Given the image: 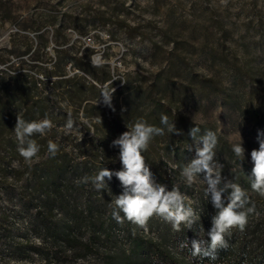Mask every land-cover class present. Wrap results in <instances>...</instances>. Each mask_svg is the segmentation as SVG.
Listing matches in <instances>:
<instances>
[{
	"label": "rangeland",
	"instance_id": "rangeland-1",
	"mask_svg": "<svg viewBox=\"0 0 264 264\" xmlns=\"http://www.w3.org/2000/svg\"><path fill=\"white\" fill-rule=\"evenodd\" d=\"M44 41L47 44L41 47ZM1 61L6 64L0 63V90L2 86L31 88L36 83L39 90L34 95L45 98V69L50 86H56L51 96L57 107L50 110L53 126L48 132L59 149L54 158L74 169L55 177L57 183L71 188L63 194L64 202L74 196L81 202L97 200L100 206H109L123 191L115 176L110 181L106 178L108 187L102 191L90 181L76 183L104 167L122 169L119 149L91 152L90 138L80 127L88 120L82 116L84 105L79 108L77 101L98 96L86 86H102L90 72L95 76L108 73L110 81L103 86L115 90L129 86L132 98L138 90L166 88V104L182 135L171 148L153 138L144 156L157 183L167 185L168 190L177 186L189 197L200 217L195 223L198 232L201 227L211 229L216 209L205 198V185L199 179L188 186L181 175L195 156L194 150H188L195 145L189 135L194 126L200 128L198 135L207 130L217 134L215 151L223 165L221 174L247 191L255 206L247 225L251 230L260 224L258 234L263 236L264 197L251 189L250 154L259 149L258 133L264 132V120L257 123L249 110L260 111L264 118V0H0ZM112 103L115 111L93 112L99 121L91 134L98 130L101 139L108 138V127L123 116L114 97ZM136 115L142 120L148 112ZM69 117L71 128L67 127ZM240 136L245 149L242 161L232 151ZM13 139L14 150L4 148L6 159L0 162V264H128L122 255L127 249L128 225L159 239L168 223L159 216L141 228L127 219L123 223L110 219L111 207L100 209L109 222L106 232L116 243L105 245L101 230L75 224L72 204L65 210L56 203L43 207L40 202L47 192L33 194L31 187L39 177L32 166L41 165L44 158L18 159V140ZM13 170L18 172L13 175ZM49 227L52 235L47 233ZM66 236L70 244L64 242ZM152 259L150 264H161L159 258Z\"/></svg>",
	"mask_w": 264,
	"mask_h": 264
},
{
	"label": "clouds",
	"instance_id": "clouds-1",
	"mask_svg": "<svg viewBox=\"0 0 264 264\" xmlns=\"http://www.w3.org/2000/svg\"><path fill=\"white\" fill-rule=\"evenodd\" d=\"M114 92L113 87L103 89L96 104L103 103L115 111L112 103ZM160 122L163 127L148 124L144 120L126 125L127 131L114 139L110 145L119 149L122 169L112 171L104 167L95 176H85L76 183L90 181L97 191H102L108 187L106 178L110 181L115 176L120 181L123 191L115 195V200L110 202L109 207L112 208V216L118 223H123L124 219H127L141 228H146L150 218L159 216L169 222L174 231L179 232L183 230L182 225L188 229L192 228L200 217L191 206L189 197L177 186L168 190L167 185L156 182L142 154L147 151L154 137L165 134V129L172 135H182L181 130L176 128L175 121L169 122L168 116L162 114ZM72 125L69 117L67 127L71 128ZM52 126L47 115L41 120L30 122L17 116L14 129L18 140L17 151L25 161H31L40 152L41 146L32 137L35 134L45 135ZM199 133L200 128L197 126L190 129L189 135L195 141V145L189 146L188 150H194L195 156L183 167L181 175L188 186L199 179L205 185V198L210 200L216 209V214L211 218V229L206 234L208 238L201 237L200 232H204L201 227L198 233L200 238L191 242V255L201 260L215 261L219 258V250H227L229 247L226 235L230 234L233 228L244 231L249 214L254 212L255 206L245 189L234 180H227L222 176L223 165L217 161L215 151L218 144L217 134L212 130H207L202 135H198ZM258 141L259 149H253L250 154L253 163L251 189L264 197V132L258 133ZM242 144L240 136V142L232 147L235 156L241 158V161L245 154ZM58 150V145L49 141V153L55 156ZM201 173L203 179L200 178ZM180 248H188L187 241L181 242Z\"/></svg>",
	"mask_w": 264,
	"mask_h": 264
},
{
	"label": "trees",
	"instance_id": "trees-1",
	"mask_svg": "<svg viewBox=\"0 0 264 264\" xmlns=\"http://www.w3.org/2000/svg\"><path fill=\"white\" fill-rule=\"evenodd\" d=\"M47 42H42L41 47H45ZM5 65V61L0 62ZM76 67L83 69L80 64H75ZM46 80L44 81V88L46 89L48 96L45 98L37 97L34 95L39 90V86L35 83L34 86H2L0 90V162L6 159V155L2 154V150H14L16 137L14 129L16 125L17 116L21 117L25 121L41 120L45 115L50 116V110L57 107L56 102L53 100L51 93L56 86H50L49 73L45 69ZM96 83L102 86H86L88 91L92 94H98L97 97L82 98L77 101V105L82 107L83 117L88 120L87 124L80 123V127L85 129L86 137H89L90 151L93 153H105L109 147H111L112 140L118 138L123 132L127 131L126 125H131L137 120H141L136 114L148 112V116L142 120L147 121L148 124L163 127L161 125V115H166L169 118V122L172 123L176 120L171 113L168 105L166 104V88H158L152 86L150 89L142 91L138 90L132 98L131 89L129 86H121L113 93L115 98V104H120L124 110L123 116L120 120L112 122L108 127V138H100L99 131L91 134V129L98 127L99 118L97 114H93L94 111L102 112L107 111L108 107L96 104L101 96L103 89L109 86H103L110 81V76L106 73L103 76H95L90 72ZM57 76H64L58 74ZM59 82H53L57 84ZM79 94V93H77ZM162 97V100H157V97ZM249 114L253 120L257 123H262L264 118L260 111L256 109H250ZM177 135H172L165 129L163 136H156V141L162 139L166 143V147L171 148L172 145L178 141ZM33 139L41 146L40 152L37 156L43 157L44 161L41 165H33L32 170L35 175H38L37 181L33 183L31 187V193L37 194L39 191H46L47 195L42 198L41 204L43 207H50L51 204L56 203L61 210H65L68 204H72L74 207V219L76 225H85L93 229L94 231L101 230L104 236V240L101 242L105 245L116 244L108 236L109 222L102 218L100 209L109 208L105 203L100 206L97 200H85L81 202L76 197H71L70 200L64 202L62 196L64 193H68L71 188L66 184L63 186L55 181L56 175L73 172L74 169L69 167L68 164H60L53 155L46 153L48 150V143L51 141L49 132L43 136L35 134ZM114 148V147H113ZM143 155L145 152L142 153ZM7 156L13 157V154ZM36 156V157H37ZM18 159H23L18 155ZM35 158V157H34ZM33 158V159H34ZM18 171L13 170V175ZM227 203V202H226ZM71 206V205H70ZM109 218L112 216V208L108 211ZM260 224L254 225L250 230L246 225L244 231H240L238 228L230 230V234L226 235L229 247L227 250H219V258L215 261L208 259L201 260L198 257L191 255V242L194 239H199L198 226L194 224L192 228L188 229L185 226L182 227V231L174 232L172 225L168 222L163 225V231L159 235L157 241L151 237H146L138 233L132 226H127V249L123 252V257L128 264H150L154 258H159L161 264H190L188 258L192 259L194 263L191 264H264V233L263 236L259 235ZM204 232H200L201 237L207 239V232L209 228H204ZM47 233L52 235V229L47 228ZM241 234V236H238ZM56 235V234H55ZM54 235V237H55ZM94 237L91 238L93 241ZM173 239H176L173 242ZM65 243L70 244V238L63 237ZM187 241L188 248L181 249V242ZM174 243V244H173ZM173 244V248L170 249L169 245Z\"/></svg>",
	"mask_w": 264,
	"mask_h": 264
}]
</instances>
